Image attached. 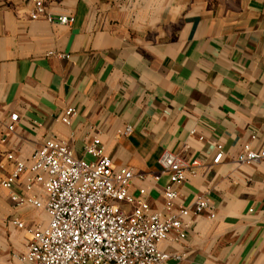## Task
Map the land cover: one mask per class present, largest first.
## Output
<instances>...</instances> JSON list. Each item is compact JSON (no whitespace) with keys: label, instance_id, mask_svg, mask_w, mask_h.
Masks as SVG:
<instances>
[{"label":"crops","instance_id":"obj_1","mask_svg":"<svg viewBox=\"0 0 264 264\" xmlns=\"http://www.w3.org/2000/svg\"><path fill=\"white\" fill-rule=\"evenodd\" d=\"M45 6L44 16L31 19L32 0H0V175L13 169L9 153L27 160L52 138L91 161L85 148L98 137L115 169L146 175L132 181L135 201L159 210L169 182L166 174L153 178L162 153L197 159L196 174L178 187V203L192 208L204 196L215 216L188 217L184 240L158 245L182 259L159 264H264V160L237 162L245 145L264 148V0ZM62 16L71 23L61 24ZM68 108L75 114L65 123ZM127 126L132 133L120 134ZM219 147L223 157L214 163ZM27 176L16 182L18 193ZM47 224L45 211L17 206L0 189V264H33L17 257L32 240L29 230Z\"/></svg>","mask_w":264,"mask_h":264},{"label":"built area","instance_id":"obj_2","mask_svg":"<svg viewBox=\"0 0 264 264\" xmlns=\"http://www.w3.org/2000/svg\"><path fill=\"white\" fill-rule=\"evenodd\" d=\"M34 9L31 19L46 14V0H32ZM49 21L55 19L47 16ZM61 24H69L68 16L58 18ZM63 56V55H62ZM75 114L68 108L62 121L70 123ZM7 130L14 133L18 114L10 115ZM131 126L120 131L130 135ZM195 131H192L194 134ZM5 140V139H4ZM85 151L93 157L88 161L76 157L69 143L52 138L35 149L27 160H20L13 153L7 158L13 169L7 176L0 175V189L9 191V198L17 206H28L45 211L48 224L29 230L32 240L21 261L33 264H159L167 259L181 260L179 253L159 249V243L167 240L181 241L187 237L193 215L209 212L214 218L213 206L204 196H199L192 208L178 203V187L188 175H195L200 162L186 161L169 150L160 159V174L169 176L164 187V206L152 210L146 201L136 202L130 194L134 178L144 180L146 175L136 173L132 167L115 169L112 160L104 152L101 140L95 137ZM223 157L221 147L214 158L218 163ZM264 160V148L254 149L245 145L237 156L240 164L253 165ZM28 172L24 192L18 193L14 186ZM38 188V191H33ZM145 192V189H141ZM121 202L132 205L126 211ZM12 223L24 228V223Z\"/></svg>","mask_w":264,"mask_h":264}]
</instances>
